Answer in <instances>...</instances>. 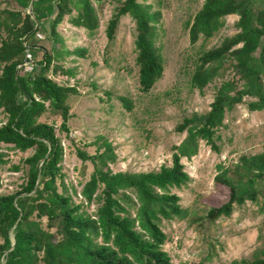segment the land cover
Listing matches in <instances>:
<instances>
[{
  "label": "trees",
  "instance_id": "obj_1",
  "mask_svg": "<svg viewBox=\"0 0 264 264\" xmlns=\"http://www.w3.org/2000/svg\"><path fill=\"white\" fill-rule=\"evenodd\" d=\"M103 1L17 0L23 10L31 7V13L1 12L5 17L0 27L6 37L0 39V111L5 116L0 145L33 153L24 161L28 170L20 190L0 196V264H171L162 250L167 238L160 224L186 215L179 198L171 194V189H180L189 182L181 159L189 160L197 154L198 141L213 146L226 114L245 98L251 100L247 103L250 112L264 110V0H204L186 24L190 44L212 38L227 16L239 18L238 33L201 54L191 75L190 86L199 92L215 79H222L209 112L185 118L177 126L176 131L185 132L186 138L173 148L172 166H161L158 172L113 174L109 165L115 164L116 156L106 140L92 156L78 152L80 160L91 163L93 173L82 188V202L74 204L61 182L60 141L54 127L38 119L47 112L48 104L51 111L60 113V128L68 132L67 101L77 91L55 83L46 74L53 61L70 55L83 58L87 51H68L57 28L68 17L73 27L93 36L99 28L97 8ZM138 1L118 0L105 35L111 42L122 17L133 21L138 83L141 91L147 93L164 70L155 47L161 13ZM36 37L51 41L50 53L35 45ZM27 53L33 58L41 54V60L30 64ZM227 70L234 72V79L223 80ZM119 102L131 111L126 98H119ZM2 158L0 154V163ZM218 169L215 182L227 188L229 199L211 209L215 218L230 216L235 207L246 202L256 204L258 211L264 213V200L262 205L258 201L259 197L264 198V147L261 154L241 157L231 169L234 177L228 168ZM58 181L63 193L59 192ZM98 190L100 193L95 196ZM94 199L100 206L91 216L83 210ZM43 219L47 222L45 227ZM231 264H264V251L251 260Z\"/></svg>",
  "mask_w": 264,
  "mask_h": 264
},
{
  "label": "rangeland",
  "instance_id": "obj_2",
  "mask_svg": "<svg viewBox=\"0 0 264 264\" xmlns=\"http://www.w3.org/2000/svg\"><path fill=\"white\" fill-rule=\"evenodd\" d=\"M138 2L149 4L153 11L161 13L155 47L164 70L161 79L147 93L141 91L138 83L133 21L128 16L122 17L113 41L109 42L105 35L107 23L119 6L118 0H104L97 8L99 28L91 37L83 29L73 27L68 17L57 28L68 51L84 49L87 53L83 58L70 55L53 61L46 74L55 83L77 91L67 101L68 132L61 130L60 113L51 111L48 104L45 105L47 112L38 122L54 127L62 148L58 165L61 182L76 205L82 202V188L93 173L91 163L80 160L77 153L94 155L102 140L111 143L116 156L115 164L109 165L113 174L158 172L161 166H172L173 148L186 138L185 132L176 131L177 126L185 118L208 113L222 83V79L217 78L202 92L191 88L190 79L197 59L238 33L236 23L239 18L231 15L224 19L223 26L212 38H201L190 44L186 24L201 9L204 0ZM4 10L31 13L30 8L23 10L17 0H0V21L5 17L1 14ZM43 36L39 35V38ZM5 37L0 27V39ZM34 43L51 52L50 40L42 41L36 37ZM27 56L30 64L41 60V54L35 58L28 53ZM234 78V72L227 70L223 80ZM121 97L131 103V111L122 107ZM249 101L245 98L242 104L226 114L223 126L215 134L213 146L198 141L197 154L189 160L181 159L189 182L180 189H171V194L179 198V205L186 215L163 220L160 224L167 238L162 250L170 257L171 264H231L251 260L264 251V213L258 211L256 204L246 202L242 207H235L228 217L215 218L211 210L229 199L227 188L215 182L220 171L218 167L228 168L229 175L234 177L231 169L241 157H252L263 151L264 110L250 112L247 109ZM4 122L5 116L0 111V127ZM32 153L31 150L20 153L11 146L0 145L3 156L0 196L20 190L28 170L24 161ZM13 167L19 170L15 171ZM59 182V192L63 193ZM99 193L100 190L95 196ZM263 200L259 197V204L262 205ZM99 206L94 199L91 204L84 205L83 212L94 216ZM42 222L45 227L46 220Z\"/></svg>",
  "mask_w": 264,
  "mask_h": 264
},
{
  "label": "water",
  "instance_id": "obj_3",
  "mask_svg": "<svg viewBox=\"0 0 264 264\" xmlns=\"http://www.w3.org/2000/svg\"><path fill=\"white\" fill-rule=\"evenodd\" d=\"M30 9H31V7H30Z\"/></svg>",
  "mask_w": 264,
  "mask_h": 264
}]
</instances>
